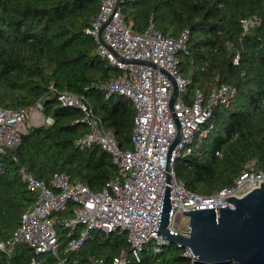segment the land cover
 Here are the masks:
<instances>
[{
  "label": "trees",
  "instance_id": "obj_1",
  "mask_svg": "<svg viewBox=\"0 0 264 264\" xmlns=\"http://www.w3.org/2000/svg\"><path fill=\"white\" fill-rule=\"evenodd\" d=\"M100 3L0 0V107L19 110L40 103L44 118L53 119L27 125L19 144L1 160L0 241L12 235L36 199L21 168L47 183L54 173L65 172L96 191L118 175L119 166L107 151L98 144L77 143L88 125L78 106L60 101L61 92L89 103L121 148H133L135 108L124 95L109 94L100 86L119 70L98 54L87 31ZM121 6L127 22L139 31L151 20L165 35L189 31L185 48L177 53L179 70L189 79L187 102L197 88L207 96L222 83L237 88L229 104L214 106L208 136L176 158L177 179L194 192L211 194L233 185L250 164L264 170V0H121ZM56 228L63 253L72 235L62 222ZM155 245L149 241L136 257L127 231L93 229L82 246L64 256L87 264L92 255L110 261L125 249L126 264L192 262L184 246L167 243L155 250ZM33 258L39 264H56L51 253H37L26 244L17 245L10 256L0 250V264H31Z\"/></svg>",
  "mask_w": 264,
  "mask_h": 264
},
{
  "label": "built area",
  "instance_id": "obj_2",
  "mask_svg": "<svg viewBox=\"0 0 264 264\" xmlns=\"http://www.w3.org/2000/svg\"><path fill=\"white\" fill-rule=\"evenodd\" d=\"M87 31L96 40L98 54L119 70L117 76L100 86L109 94L124 95L135 108L133 148H121L119 138L113 130L103 126L89 103L72 92H61L60 101L78 106L88 125L77 143L81 147L98 144L112 156L119 172L107 186L96 191L80 178H72L65 172L54 173L47 183L21 168V175L28 188L36 193V199L22 213L12 235L0 241V250L9 256L17 245L26 244L37 253H51L56 264H78L69 262L64 253L82 246L93 229H101L127 231L131 252L139 257L149 241L156 242L155 250L167 243L158 232L167 186L172 203L168 227L173 233L187 234L189 225L180 228L185 216L183 210L210 207L217 210V207L232 205L226 197H240L264 181V170L255 164L248 165L233 185L211 194L194 192L177 179L176 158L190 153L193 143L208 136L212 125L207 123L214 106L229 104L237 94L235 86L222 83L208 96L197 88L192 101H186L189 79L179 70L177 53L185 48L188 30L179 36L165 35L151 20L139 31L125 19L121 0H101L99 12ZM235 61L238 62V57ZM173 79L179 91L171 110ZM173 112L181 125L182 135L171 155L170 181H167V153L178 133ZM28 121L41 124L52 123L53 119L44 118L40 103L29 109L0 107V166L8 149L19 144ZM68 211L70 216H59ZM58 222H62L72 235L63 253L56 228ZM81 226L86 230L81 232ZM184 253L194 259L190 248ZM127 254L123 249L110 261L92 255L87 264H126ZM31 264H39V261L33 258Z\"/></svg>",
  "mask_w": 264,
  "mask_h": 264
},
{
  "label": "water",
  "instance_id": "obj_3",
  "mask_svg": "<svg viewBox=\"0 0 264 264\" xmlns=\"http://www.w3.org/2000/svg\"><path fill=\"white\" fill-rule=\"evenodd\" d=\"M173 84L171 110L179 91L174 79ZM173 116L178 133L167 153V181H170L171 155L182 135L174 112ZM226 199L232 205L217 207V210L215 207L183 210L189 218V231L187 234L173 233L168 227L172 203L167 186L159 234L167 243L190 248L194 255L191 264H264V181L240 197Z\"/></svg>",
  "mask_w": 264,
  "mask_h": 264
},
{
  "label": "rangeland",
  "instance_id": "obj_4",
  "mask_svg": "<svg viewBox=\"0 0 264 264\" xmlns=\"http://www.w3.org/2000/svg\"><path fill=\"white\" fill-rule=\"evenodd\" d=\"M27 125H30V121L27 122ZM81 227H82L81 232L86 230V227L85 226H81ZM187 227H188V217L187 216H184L182 218V220H181V226H180V228L181 229H184V228H187ZM93 236H96L95 232L93 233Z\"/></svg>",
  "mask_w": 264,
  "mask_h": 264
}]
</instances>
